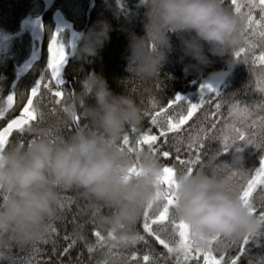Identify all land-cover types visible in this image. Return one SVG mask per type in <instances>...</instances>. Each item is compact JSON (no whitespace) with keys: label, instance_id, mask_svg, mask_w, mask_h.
Returning <instances> with one entry per match:
<instances>
[{"label":"clouds","instance_id":"1","mask_svg":"<svg viewBox=\"0 0 264 264\" xmlns=\"http://www.w3.org/2000/svg\"><path fill=\"white\" fill-rule=\"evenodd\" d=\"M143 35L127 28L125 71L141 80L157 77L179 41V60L185 75L199 74L224 60L225 68L209 73L227 77L235 64L232 53L242 44L244 18L224 6V0H142ZM131 23V18L126 17ZM111 24L99 19L71 42V56L91 62L110 41ZM80 91L66 99L63 113L73 120L82 111L89 123L67 138L54 139L39 124L25 132L26 143H13L0 151V243L23 246L48 232L49 221L60 214V190L75 189L90 202L109 244L126 248L135 243V225L151 204L163 202V166L151 149L135 153L121 144L126 128L142 123L143 114L131 95L114 92L95 70L81 80ZM90 101V102H89ZM218 159V157H217ZM242 150L232 162L220 161L189 172L177 170L172 209L188 225L195 249H213V237L239 239L264 232V220L250 211L231 190V169L243 163ZM135 166L136 171H131ZM108 212L102 213L100 209ZM79 228V226H77ZM111 248L102 255L111 256Z\"/></svg>","mask_w":264,"mask_h":264},{"label":"trees","instance_id":"2","mask_svg":"<svg viewBox=\"0 0 264 264\" xmlns=\"http://www.w3.org/2000/svg\"><path fill=\"white\" fill-rule=\"evenodd\" d=\"M62 1L69 4L75 2L76 5L82 4L87 7L91 0H55L56 4L62 5L65 16L71 18L72 26L80 29L85 23V14L78 13V11L72 14L74 6L70 5L72 10H68L63 6ZM92 1L93 7L89 9V18L84 32L90 29L97 20L105 19L112 26L110 41L105 43L97 56L90 58L91 62L70 58L64 68L66 85L58 87L49 78L47 71L48 50H45L43 56L35 62L33 71L23 74L20 70L21 62L29 56L31 45L30 27H26L24 20L30 12L41 13L42 0H0V113H2L0 114V129L18 114L27 100L29 90L42 77L43 82L52 81V83L50 90L46 91L41 88V94L33 98L38 119L31 125L39 124L47 128L54 139L67 138L74 131L88 127L89 123L82 111L78 115L80 119L77 126L74 119L68 120L65 117L63 105L67 98L75 96L80 91V82L87 72L95 70L107 79L114 92L124 91L131 95L141 109L142 123L138 126L127 127L120 141L123 144V137L129 135V146L135 148L142 131L146 134H159L160 126L151 123V117L156 112L161 108L167 109L177 94L187 97L192 103H198L199 92L192 93L194 86H198L199 81L210 78L209 73L226 67L223 59L213 57L214 63L205 67L199 74L191 72L185 75L184 64H187L191 58H185L182 62L179 60L181 55L179 41L173 35L175 50L162 67L161 73L148 80L131 77L125 71L128 44L126 29L131 28L137 34L143 35L145 6L142 0ZM237 2L241 5L239 13L235 11V6L230 4V0H224V6L227 9L244 18V25L242 44L232 53L235 64L231 74L223 77L222 82L216 88L221 93L219 98H216L214 94H209L212 102H206L183 126L185 130L179 135L170 133L166 143L164 138H161L158 141L159 150L155 153L163 167H173L176 171L187 170L188 166L182 165L176 157L179 156V160L194 158L197 149L189 151V145L195 142L203 147L198 149L200 162L194 170L204 167L205 164H212L213 160L216 164H220V161L231 163L236 146L223 153L221 129L237 121V118L230 114L233 105H239L241 109L247 108L250 113L246 118L247 123L253 125L251 129L255 133L253 139L255 143L261 144V147L257 148L255 143L245 146L243 142H239L244 160L243 163L237 164L230 170L232 185L239 188L241 184L246 183L247 179L255 175L259 162L264 159V137L259 135V121L264 118V107H261L264 105V92L257 88V82L264 80V69L259 68L258 61L254 63L257 57L264 54V37L259 35L260 25H256L254 31L245 34L250 9L247 6V0H237ZM251 12L255 20L261 19L259 8L251 9ZM126 17L131 18V23L126 20ZM43 20L47 35L59 36L52 32L54 26L52 10L43 15ZM62 34L63 40H67L68 30L65 29ZM65 44L67 49V42ZM241 47L246 48V52L236 57L235 53ZM57 90L64 92L63 98L54 97L53 93ZM12 91L15 94V104L12 110L6 112L4 111L5 99ZM57 100L60 102L57 103ZM217 103L221 104V107L218 114L213 117L212 113L217 111L215 107ZM187 107L188 101H185L179 106H174L168 115L186 114ZM166 119L167 117H161L160 123L163 124ZM213 123L216 124L215 131H208ZM29 138L25 131L20 133L15 130L8 137L5 148L13 143H26ZM147 148L144 145L140 149ZM164 151L169 152L170 156L163 157L162 152ZM224 170H227V166L220 164L218 171ZM233 173L237 175L234 176ZM261 197H264V190L258 187L253 194V203L256 207L254 213L259 217L260 212L264 211L262 207L264 200ZM60 201V214L49 221L48 232L43 239L23 246L14 243H0V264H145L144 255L150 257L149 264H185L182 257H177L175 253L169 254L154 237L145 233L143 215L135 225V231L137 237L144 239H137L131 246L120 248L109 244V237L99 227L93 215L95 210L77 190L61 189ZM162 206L163 202L159 207L153 206L149 210L150 214H158ZM100 211L106 214L108 209L102 208ZM154 230L162 238H169V230L161 231L159 226H154ZM97 231L104 238L103 241L95 235ZM242 238L221 237L213 242L214 255L217 258L225 255L226 264H230L231 260L237 258L238 264H264V236L250 242L243 254L241 253ZM109 248L112 250L111 256L102 255V252ZM188 264H196V262L189 261ZM200 264H203L202 256Z\"/></svg>","mask_w":264,"mask_h":264},{"label":"snow or ice","instance_id":"3","mask_svg":"<svg viewBox=\"0 0 264 264\" xmlns=\"http://www.w3.org/2000/svg\"><path fill=\"white\" fill-rule=\"evenodd\" d=\"M230 4L235 6V11L239 13L241 11V5L238 4L237 0H230ZM247 6L249 7V13L247 15V32H251L255 30L256 25H260L259 35L264 37V0H247ZM259 8L261 10V19L255 20L252 16L251 9ZM59 34V31H57ZM74 41V40H73ZM66 44L63 40H58L56 35L52 36L51 42L48 45V52L50 53L47 68L51 70V78L54 81L55 86H65L66 80L62 76V70L64 66L68 63L67 53L65 51ZM246 52V48L241 47L236 53V57H240L242 53ZM259 62V68L264 69V54L260 55L256 58L255 62ZM52 81L43 82V77L40 80H37L35 85L31 88V96L27 100V105L23 108V112L19 119H13L10 123L7 124L2 130H0V151H2L6 144L8 143V137L13 133L14 130H17L20 133H23L27 127L31 125L32 122L37 121V111L34 106V99L38 95L41 94L40 90L43 88L44 90H50V86ZM257 88L259 91L264 92V80L257 82ZM209 94H214L216 98H219L220 92L218 89L214 88L209 83H203L200 85L199 89V102L192 103L187 97L177 94L172 100L168 108H161L158 112L155 113L151 117L152 125H159L160 131L158 135L146 134L145 132H141L136 147L133 148L129 146V135H125L123 137V145L128 146L129 151L135 153L137 149H140L141 146L146 145L153 152H157L158 141L161 138H164V142H167L168 135L174 134L179 135L182 131H184V127L189 120L193 118V116L197 113L199 109L207 102L211 103L212 100ZM56 98H63L64 92L57 90L53 93ZM8 107L11 108L13 102V95H9L7 97ZM185 101H188V107L186 114L177 113L176 115L169 116L168 112L173 110L174 106H179L183 104ZM60 101L57 100V103ZM216 112L212 113V116L215 117L221 104L217 103L215 105ZM261 107H264L262 105ZM2 114V113H0ZM231 115L237 118V121L227 125L224 129H221L222 139H223V153L227 152L229 149L235 147L236 151H241L242 148L239 146V142H243L245 146L253 145L255 143L253 136L254 132L251 131L253 125H249L247 123L246 118L250 115L247 108L241 109L239 105H233L231 109ZM161 117H167L163 124L160 123ZM80 117L77 116L74 120L77 122ZM239 125V126H237ZM260 133L261 137H264V118H261L259 121ZM216 124L213 123L211 128L208 131H215ZM135 131V129H133ZM207 134V133H205ZM257 148L261 147V144L255 143ZM203 145L198 143H193L189 145V151L193 149H197L194 153V158H189L188 160H179V156H177V160L182 165H187V170L189 172L193 171L194 168L199 164V148H202ZM163 157H169L170 153L167 151L162 152ZM131 171H136L135 166ZM164 175L161 178V185L163 188V206L162 210L159 211L158 214H150V211L153 206L150 204L144 211V223L143 229L145 233L149 236L155 238L156 241L160 245H162L169 254L175 253L177 257H182L185 264H188L189 261H195L196 264H200V257L202 256L203 264H226L225 255H220L217 258L214 255L213 251H202L200 249H195L191 245L190 236H189V228L182 221H178L172 212L175 197L173 188L175 186V173L176 170L173 167L165 166L163 168ZM233 175H237V173H233ZM260 187L264 190V159L259 162V167L256 169L255 175L250 179H247L246 183L241 184L239 188L235 186H231V190L235 192L238 197L244 202V204L249 208L250 211L255 212L256 207L253 203V194L257 191V188ZM264 200V197H261ZM264 207V205H262ZM260 217L264 220V211L260 212ZM154 226H159L161 231L169 230V238H162L157 231L154 230ZM97 237L100 238L101 241L104 238L101 236L100 232L97 231L95 233ZM264 236V232L256 233L254 236H245L242 238L243 243L241 244V253L243 254L245 247L250 244V242L255 241L259 237ZM221 237L216 236L213 237V242L219 240ZM137 239H144L143 237H137ZM136 239V241H137ZM135 241V242H136ZM250 250V249H249ZM136 259V257H133ZM143 261L145 264H149L150 257L148 255L143 256ZM230 264H238V258L231 260Z\"/></svg>","mask_w":264,"mask_h":264},{"label":"water","instance_id":"4","mask_svg":"<svg viewBox=\"0 0 264 264\" xmlns=\"http://www.w3.org/2000/svg\"><path fill=\"white\" fill-rule=\"evenodd\" d=\"M54 3L55 0H42V10L41 13L38 17H35L34 21L32 22V29L30 31L31 37L32 38H36L39 41L42 40L43 36H44V30H45V22L43 20V15L49 11H51L54 8ZM53 20H54V26H53V31L55 33H57V31H62L67 29L68 30V40H67V51L66 53L67 55V59L69 61L70 58H72L71 56V42L73 40H76L79 33L84 32L86 26H87V21H85L84 26L81 27L80 29H75L72 26V23L70 22L69 19H66L63 14L58 10H56L53 13ZM39 56V53L36 52L34 55H32V57H30L29 59L25 60L21 65V71L22 73H26L28 70V67L30 66V64L32 63V61H34L35 59H37ZM67 65V64H66ZM65 65V66H66ZM64 66V68H65ZM48 74L49 77H51V70L48 69ZM62 76L65 78L64 76V69L62 70ZM13 95V94H10ZM31 96V89L30 92L28 94L27 100L28 98ZM8 97V96H7ZM27 100L24 104V106L22 107V109L27 105ZM15 104V99H14V95H13V102H12V106L11 108L8 107V101L7 98L5 99V103H4V111H10L13 109ZM21 117V115L16 114L15 116H13L0 130H2L4 127L7 126L8 123H10L13 119H19Z\"/></svg>","mask_w":264,"mask_h":264},{"label":"bare ground","instance_id":"5","mask_svg":"<svg viewBox=\"0 0 264 264\" xmlns=\"http://www.w3.org/2000/svg\"><path fill=\"white\" fill-rule=\"evenodd\" d=\"M62 2H64V1H62ZM63 4V6L66 8V9H68V10H70L71 9V4H69V3H66V2H64V3H62ZM67 4H69V5H67ZM60 11L62 14H63V16L66 18V19H68V16H65V14L63 13V7L61 6V5H59L58 6V4L56 5L55 4V6H54V8L52 9V17H53V13L55 12V11ZM40 15V13L39 14H37L35 17H38ZM35 19V18H34ZM34 21V20H33ZM86 21V20H85ZM84 26V25H83ZM82 26V27H83ZM31 29H32V27H31ZM31 29L29 30V34H30V31H31ZM54 30V29H53ZM53 33H54V31H52ZM53 35V34H52ZM30 38H31V45H30V50H29V56L26 58V59H24L22 62H21V64L25 61V60H27V59H29L30 57H32V55H34L36 52H38L39 53V56H38V58L37 59H35L34 61H32V63L30 64V66L28 67V70H27V72L25 73V74H27V73H29V72H31V71H33V69H34V64H35V62L37 61V60H39L40 58H41V56H43V54H44V51L46 50H48V45H49V43L51 42V39H52V37L51 36H48L47 35V33H46V28H45V30H44V36H43V38H42V40L41 41H39L38 39H36V38H32L31 37V34H30ZM46 48V49H45ZM234 61H235V59H233ZM20 64V65H21ZM20 70H21V68H20ZM47 71H48V68H47ZM22 72V71H21ZM24 74V73H23ZM51 80H52V78L51 77H49ZM53 83H54V81H53ZM34 86V85H33ZM32 86V87H33ZM31 87V88H32ZM29 92H30V90H29ZM10 94H13L14 95V99H15V94H14V92L12 91V93H9L8 94V96L10 95ZM7 98V97H6ZM22 112H23V109L21 108L20 110H19V112H18V115H21L22 114ZM15 116V115H14ZM3 127V126H2ZM15 131V130H14Z\"/></svg>","mask_w":264,"mask_h":264},{"label":"rangeland","instance_id":"6","mask_svg":"<svg viewBox=\"0 0 264 264\" xmlns=\"http://www.w3.org/2000/svg\"><path fill=\"white\" fill-rule=\"evenodd\" d=\"M62 3H64V2H62ZM55 4L56 3H54V6H55ZM57 5V4H56ZM67 5H69V4H67ZM76 4H75V2H73V3H71V6H74L73 7V13L75 14V13H77L76 11H78V13H84L85 14V20L86 21H88V18H89V9L91 8V7H93V1L91 0L90 1V4H89V6H87V7H85L84 5H82V4H77L76 6H75ZM59 6V5H58ZM62 6V5H61ZM72 10V9H71ZM37 14L36 13H34V12H30L29 13V15L27 16V18H25V20H24V24L25 25H27L26 27H30V29H31V27H32V22H33V20H34V18H35V16H36ZM63 34H62V32L60 33L59 32V36H57V38H58V40H63ZM64 42H66L67 40H63ZM65 51H67V49L65 48ZM48 52V51H47ZM48 54V59H49V56H50V53L48 52L47 53ZM46 64H48V61L46 62ZM223 78V76H218V77H216L215 79H212V78H206V79H204V80H202V81H199V84H198V86H194L195 88H194V90L192 91V93H195V92H199V89H200V85L201 84H203V83H209V84H211L214 88H217L218 86H219V84L222 82V79Z\"/></svg>","mask_w":264,"mask_h":264},{"label":"flooded vegetation","instance_id":"7","mask_svg":"<svg viewBox=\"0 0 264 264\" xmlns=\"http://www.w3.org/2000/svg\"><path fill=\"white\" fill-rule=\"evenodd\" d=\"M72 14H74L73 12H71ZM68 19L70 20V22H71V18L70 17H68ZM61 32H64V30H62V31H60V33ZM67 40H68V35H67ZM67 42V41H66Z\"/></svg>","mask_w":264,"mask_h":264}]
</instances>
